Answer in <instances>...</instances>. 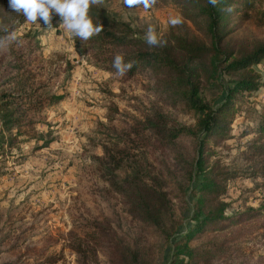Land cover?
Wrapping results in <instances>:
<instances>
[{"label":"trees","instance_id":"16d2710c","mask_svg":"<svg viewBox=\"0 0 264 264\" xmlns=\"http://www.w3.org/2000/svg\"><path fill=\"white\" fill-rule=\"evenodd\" d=\"M169 1L193 3L192 16L205 21L199 28L201 36L180 47V57L171 55L167 48L147 44L135 35L130 24L91 0L88 16L94 26H101V31L87 40L71 35L75 52L87 64L125 81H136L141 74L150 87L159 82L156 94L170 98L171 105L181 102L201 112L193 125H184L171 120L159 107L139 111V118L132 117L130 124L113 131L108 143H101V154L91 159L105 185L103 193L118 195L125 208L116 213L115 220L109 202L106 210L99 208L96 213L84 204L77 208L66 240L79 264L207 263L226 253L229 245L224 244L228 241H233L238 251V241L264 237V202L227 212V203L210 204L206 196L220 191L218 180L224 174L208 164L205 145L211 137L251 135L244 143V159L252 167V177L264 178V100H255V93L264 88V72L252 67L264 64V43L255 50H242L231 38L240 26L232 23L233 15L241 11L240 18L249 20L253 0H217L215 5L209 0ZM24 22L23 15L17 21L0 22V146L19 135L34 136L44 108L61 98L52 85L59 73H48L41 58L42 31L31 25L20 32ZM116 55L132 64L123 75L113 67ZM72 68L71 61L66 60L63 70L68 71L67 75ZM162 70L165 73L152 76ZM242 112L249 123L233 134L235 114ZM3 130L10 136H5ZM188 138L193 142L190 150H181L180 141ZM169 156L172 161L164 164ZM188 192L191 224L186 223L184 230L176 229L171 200ZM202 231V239L194 243ZM23 255L34 258L41 251L26 245ZM57 260L46 256L40 264ZM16 262L14 259L0 264Z\"/></svg>","mask_w":264,"mask_h":264},{"label":"rangeland","instance_id":"374dc122","mask_svg":"<svg viewBox=\"0 0 264 264\" xmlns=\"http://www.w3.org/2000/svg\"><path fill=\"white\" fill-rule=\"evenodd\" d=\"M94 4L130 24L135 35L141 38L145 39L151 26L162 41L158 48H167L171 55L178 57L183 55L180 47L195 41L193 37L201 36L199 28L205 23L204 19L192 16L193 3L188 2L151 0L147 10L143 6L129 7L124 0H98ZM253 8L255 11H249L252 13L249 20L240 18L243 16L241 11L233 15L232 23L240 26L231 38H235L233 42L242 50H255L264 43V0H253ZM22 15L9 7V0H0L2 24L5 20L17 21ZM170 15L179 16L182 22L175 26L168 24ZM31 25L42 31L41 58L48 73H59L52 85L53 92L61 98L44 108L34 136L19 135L6 139L0 146V262L17 259L14 264H40L50 256L58 259L54 264H79L77 254L67 246L66 240V233L72 227L71 217H76L77 208L84 204L96 213L99 208L106 210L109 202L114 209L111 215L114 220L116 213H122L125 208L118 195L103 193L105 185L99 180L91 159L101 154V143H108L113 131L130 124L132 117L139 118V111L159 107L171 120L184 125H193L201 112L191 110L181 102L171 105L170 98L156 94L159 82L154 83L156 87L153 84L150 87L141 74L136 81H125L115 73L87 64L84 57L75 52L72 33L65 28L58 13L51 14L50 25H45L39 17L35 23L25 19L19 31L23 32L24 27ZM66 60L73 64L69 75L63 70ZM252 67L264 72L262 63ZM163 73L164 70L153 72L152 76L156 78ZM206 93L213 94L214 91ZM255 95L256 101L264 100V88ZM243 114H235L231 124L233 134L249 123ZM2 132L10 136L7 131ZM250 136L211 137L205 145L208 164H213L214 170L224 171L218 180L220 191L206 196L210 198V204L227 203V212L257 207L264 202V178L252 177V167L244 159V143ZM192 144L188 138L180 141L178 146L188 151ZM171 161L169 156L164 159V164ZM185 201L188 204L185 205ZM171 203L176 229H186L184 225L191 224L188 218L192 212L190 192L172 199ZM204 232L198 233L194 243L202 239ZM26 245L40 249L41 255L34 258L23 255ZM226 245L229 248L219 260L193 264H264V237L238 241V251L233 241ZM98 258L102 260V256Z\"/></svg>","mask_w":264,"mask_h":264},{"label":"clouds","instance_id":"9594fccd","mask_svg":"<svg viewBox=\"0 0 264 264\" xmlns=\"http://www.w3.org/2000/svg\"><path fill=\"white\" fill-rule=\"evenodd\" d=\"M97 3L98 0H91ZM217 0H209L215 5ZM90 0H9V7L17 13H22L27 22L35 23L39 17L45 25H50L51 14L58 13L63 21V25L72 34L82 40H87L90 36L99 33L101 26H94L88 16ZM124 4L143 6L145 10L151 6V0H124ZM182 22L179 16H169L167 21L170 25H177ZM147 44L156 46L162 44L158 39L155 30L150 26L145 33ZM113 67L120 75L132 67V64L124 63L121 55H116L113 60Z\"/></svg>","mask_w":264,"mask_h":264}]
</instances>
